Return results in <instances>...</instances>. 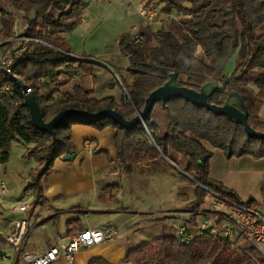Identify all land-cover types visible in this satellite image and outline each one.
<instances>
[{
	"label": "trees",
	"instance_id": "trees-1",
	"mask_svg": "<svg viewBox=\"0 0 264 264\" xmlns=\"http://www.w3.org/2000/svg\"><path fill=\"white\" fill-rule=\"evenodd\" d=\"M157 1L160 12L170 16L176 11L184 18L180 21L172 19L168 29H162L158 35L148 25H139L142 38L138 42L129 31L121 33L118 47L126 54L128 65L118 75L130 100L125 102L123 94L120 103H116L113 97H89V92L79 85L63 93L57 89L65 83L60 76L67 74L68 65L77 61L68 55L70 50L62 33L76 27L85 0H0V40L14 36L16 13L9 10L13 6L26 22L22 36H39L46 42H29L12 67V72L31 88L44 120H50L67 108L89 112L113 108L125 119H131L137 110L143 109L148 94L176 72L179 85L195 90L209 82L221 84L227 80L223 89L212 92L209 102L222 105L228 94L236 91L248 107L249 124L255 130L264 131V122L258 116L264 103V0ZM153 37L158 40V45L152 47ZM20 45L13 40L2 43L4 48L12 51ZM238 48L234 73L226 77L223 68ZM198 49L202 51L200 56ZM70 77L71 74L68 81ZM6 86L10 91L5 90ZM47 98L52 101L48 103ZM156 104L167 119L164 132L155 135L158 148L148 143L143 124L128 130L109 117L98 120L71 117L55 129L56 139H53L48 132L32 124L19 86L8 76L0 78V160L8 161L12 142L26 146L27 156L38 163L28 183L34 194L33 205H37L42 202V178L49 173L56 159L75 152L71 142L72 125L86 124L98 130L112 127L116 129L117 157L125 173H131L135 164L156 160L160 155L171 159L173 152L188 159L185 171L198 184L191 204L198 206L203 202L205 190L200 184L241 201L232 189L209 176L213 153L204 143L222 150L228 158L250 156L261 159L264 158V139L249 137L243 126L229 117L215 115L183 98ZM152 112L145 125L156 131ZM246 203L255 206L252 200ZM258 259L264 264L263 256L258 255ZM124 260L133 264H254L245 252L234 250L228 243L207 235L180 244L172 235L163 234L140 242L127 251ZM89 264L108 263L96 258Z\"/></svg>",
	"mask_w": 264,
	"mask_h": 264
},
{
	"label": "crops",
	"instance_id": "crops-1",
	"mask_svg": "<svg viewBox=\"0 0 264 264\" xmlns=\"http://www.w3.org/2000/svg\"><path fill=\"white\" fill-rule=\"evenodd\" d=\"M85 1L86 5L82 10L78 24L74 29L62 33V37L65 39L70 53L85 57L84 60L77 59V61L70 63L66 70L71 71L73 68L72 72H78L80 69L78 67L84 63L86 64L85 74L87 76L85 79H78L74 83L67 80L68 82L65 81L63 85L57 86V89L63 93L72 90L75 85H79L89 92V97L97 99L113 97L116 103H120L125 93L118 72H124L128 65L125 64V60L128 58L126 54L120 51L118 39L121 33L131 31V27L136 25L130 16L133 14L138 16L136 7L144 0ZM153 1L157 2V0ZM9 10L16 13L14 27L16 30L18 16L21 19L22 14L16 9ZM167 16V13L161 12L158 21H162ZM22 20H24L23 17ZM23 30L19 34L15 33L17 31L14 33L22 35ZM108 32L115 41L111 52L108 49L102 50L104 40H102V35H106V41L108 35L106 33ZM87 42L88 46L86 45ZM2 48L4 47L0 44V53ZM99 75H102V80L98 79ZM78 78H81L80 73ZM258 116L260 121L264 122V103L258 110ZM115 134L116 129L112 127L98 130L86 124L72 125L71 142L75 147L76 157L71 161H64L62 158L56 159L49 173L42 178V202L32 205L30 212L31 230L23 242L22 252L38 253L44 251L85 228L116 226L120 229V233L114 241L79 250L71 264H89L92 259L96 258L102 259L108 264H123L126 262L124 258L127 251L136 247L140 242L157 238L163 234H173L172 229L167 225L148 226L149 223L144 221V214L148 213L146 211H163L168 210L167 208L140 212L124 205L123 195L126 189L130 188L129 185L137 190V186L140 185L138 177L143 178V181H140L142 183L145 181L144 177L148 178L154 173L171 170V167L168 166L174 167V162L168 157L160 155L156 160L135 164L131 173H125L117 157L114 143ZM85 141L92 145L86 147ZM23 150H26L25 145L13 142L8 161L2 162L0 160V180L9 184L8 176L18 180L29 177L25 189L19 195L9 185V191L3 202L0 203V231L3 233L10 232L14 221L21 216V213L15 208L16 203L24 197L28 183L32 179V176H28L29 169L36 168L38 165V163H29L28 160L32 157L26 159L21 154V158H18L19 152ZM15 151H18L17 162L14 161ZM173 154L174 157H172L177 161L179 157L186 160L177 153ZM244 157L249 158L248 162L250 160L263 162L261 168L256 170V174L260 176V190L245 191L241 188L242 186L230 181L226 175L215 177V179L210 172L209 175L225 187L232 189L241 200L246 202L252 200L257 206L264 195V158ZM165 160L170 161L168 165ZM147 163L163 165L159 172L157 169L149 172L140 171L139 166H145ZM164 164L166 165L164 166ZM247 164H250L249 167H253L252 162ZM25 173H27L26 176ZM136 180L138 183H135ZM70 221L75 222L69 224ZM0 249L8 254L11 251L8 245L1 243ZM51 264L68 263L64 260H57Z\"/></svg>",
	"mask_w": 264,
	"mask_h": 264
},
{
	"label": "built area",
	"instance_id": "built-area-1",
	"mask_svg": "<svg viewBox=\"0 0 264 264\" xmlns=\"http://www.w3.org/2000/svg\"><path fill=\"white\" fill-rule=\"evenodd\" d=\"M136 12L141 22L146 25L157 22L161 16L160 4L153 0L140 2L136 7ZM137 27V25L131 27V30L135 32L133 35L135 42L142 38ZM11 40L18 41L21 45L14 51L7 49L0 53V78L7 76L1 69L12 72L17 57L25 52L29 42L46 43L39 36H22L14 33L12 38L3 40L0 44ZM68 55L79 60L85 59L79 54L68 53ZM13 75L17 76L14 73ZM78 75L75 72L71 73L70 80L76 82ZM19 88L23 94L32 92L28 85L25 89L20 86ZM5 90L10 91V88L6 86ZM15 100L16 98L13 99ZM129 100V95L125 91V102ZM46 101L49 103L52 99L47 98ZM144 128L148 135V143L158 148L155 132L148 129L145 124ZM84 145L88 147L92 144L85 141ZM200 185L205 190L203 202L200 205L188 204L179 208L148 212L144 214V221L169 226L173 231L172 236L180 244H188L197 237L207 235L215 240L228 243L234 250L245 252L254 264H260L258 255L264 257V195L259 205L252 207L246 201L232 200L203 184ZM8 191L7 182L0 180V203L3 202ZM31 193L32 190L27 188L24 197L16 205L15 208L21 216L14 221L11 231L8 233L0 231V243L8 245L11 249L9 254L0 249V264H51L57 260H64L71 264L79 250L114 241L120 233V229L116 226L85 228L44 251L22 252L23 242L31 230L30 212L33 205L32 202L23 201V199L29 197Z\"/></svg>",
	"mask_w": 264,
	"mask_h": 264
},
{
	"label": "rangeland",
	"instance_id": "rangeland-1",
	"mask_svg": "<svg viewBox=\"0 0 264 264\" xmlns=\"http://www.w3.org/2000/svg\"><path fill=\"white\" fill-rule=\"evenodd\" d=\"M11 6V5H10ZM10 9L14 10V7L12 6ZM138 17V16H137ZM135 14L130 16V19L133 20L132 22L134 24H136L137 26L142 25L143 23L141 22V19L138 17L137 18ZM182 18H184V15L182 13L173 11L171 13L170 16H167L166 18H164L162 21H157L155 23L152 24H148L150 30L155 34L158 35L159 32L163 29H168V25L171 22L172 19L176 20V21H180ZM17 19V28L15 31V33L19 34L21 33V31L24 29L26 22L24 20ZM138 30V27H137ZM102 31L104 32V30L102 29ZM132 35H134V31H129ZM107 35V39L105 41L106 35H102V50H106L108 49L110 52L114 47V38L112 37V35L110 34V32L106 33ZM17 44V43H16ZM86 45L88 46V42L86 43ZM150 45L153 46H157L158 45V40L156 39V37H153L150 41ZM117 47V45H116ZM5 50H7V48H2V52L3 53ZM202 53L201 49L197 50V54L200 56ZM125 64H128V59L125 60ZM88 65V64H87ZM85 67L86 64H82L80 67V69H78L81 78L78 79H85V77L87 76L85 74ZM76 69V67H74ZM73 68L71 69V71H67V74L60 76V80L61 81H67L68 80V73L72 72ZM75 71V73H78ZM121 72V71H120ZM74 73V72H72ZM78 73V74H79ZM79 77V75H78ZM98 79H103L102 75L98 76ZM71 81V80H70ZM68 82V81H67ZM72 82V81H71ZM74 83V82H72ZM70 84V83H69ZM250 87L252 88L253 91H255V88L250 85ZM124 93L126 91L125 87L123 89ZM152 122H154L157 126V130H153L155 131V134L158 133H163L164 130L166 129V124H167V119L165 117V114L162 110V108L160 107L159 104H156L153 108V112H152ZM149 129V128H148ZM13 144V142H12ZM204 145L210 149V151H212L213 155L210 158L209 161V172L211 173V175L214 177H218L221 175H226L228 177V179L230 181H232L233 183L235 182L237 185L242 186L241 188H243L245 191H258L260 190V176L259 174H256V170H259V168H261L262 165V161L258 162V161H253L250 160V162L253 163V167H249L250 163L247 160L249 158L247 157H230L228 158L225 153L217 148H213L210 145H208L207 143H204ZM20 154H18V151H15L14 153V161L17 162V154H18V158H21V154L23 156V158L27 159V154H26V150H23L21 152H19ZM171 156L174 157L173 152L170 153ZM25 156V157H24ZM173 157L171 158V161L174 162L171 163L174 165V167L172 165L168 166L171 167V170H167L166 172H160V173H154V175L149 176L148 178L144 177V182H140L143 181V178L138 177V181H139V187L137 186V190L133 189L130 185L128 189H126V191L124 192L123 195V202L124 205H128L129 207L135 209V210H139L140 212H142L143 210H155L158 208H167V209H172V208H179V207H183L188 205L189 203L191 204V202L195 199V188L198 185L196 183V181L192 178L191 175H189L186 171H185V167L188 164V159L183 160L181 157H179L178 161L175 160ZM178 157V156H177ZM32 158H30L28 161L29 163L33 164H37V161ZM177 159V158H176ZM20 162V160L18 161V163ZM167 165L170 161H166ZM161 165H156L154 163H147L145 166H139L140 171H153L156 170L159 172ZM166 164H164L165 166ZM35 168H30L29 170V175L28 176H32L33 172H34ZM139 171V172H140ZM27 175V173H25V176ZM210 176V175H209ZM24 178V177H23ZM31 178V177H30ZM27 179H29V177H27ZM27 179L24 178V180H18L16 178L13 177H9L8 176V186L10 185L11 188H14V192L19 195V193L23 192V189H25L26 184H27ZM138 181L136 180L135 183H138ZM129 184V183H128ZM134 185V184H133ZM134 187V186H133ZM24 200H28L30 202L33 203L34 201V194L31 193L29 195V197H26L23 199ZM19 202L16 203V205ZM138 211V212H139ZM146 212H150V211H146ZM148 226H154L156 225L157 227L160 226L161 224H147Z\"/></svg>",
	"mask_w": 264,
	"mask_h": 264
},
{
	"label": "water",
	"instance_id": "water-1",
	"mask_svg": "<svg viewBox=\"0 0 264 264\" xmlns=\"http://www.w3.org/2000/svg\"><path fill=\"white\" fill-rule=\"evenodd\" d=\"M238 52L239 48L235 51L231 59L225 64L223 68V74L226 77H230L234 73ZM1 71L7 74L8 77L12 78L13 81H15L21 88H26L24 81L13 75L12 72H9L5 69H1ZM176 78L177 73L174 72L171 74L169 80H167L163 85L152 90L145 99L143 109L141 111L137 110L135 116L131 119H125L116 109L113 108H104L96 112H89L87 110L78 108H67L58 112L50 120L45 121L40 111V107L32 92L23 94V100L28 106L30 120L34 127L48 132L53 137V139H56L55 129L71 117L85 120H98L109 117L121 127L132 130L139 124H145L147 117L152 112L154 105L157 102L165 103L175 98H183L197 107H204L210 110L215 115H225L232 119L235 123L242 125L245 133L249 137L264 139V131L255 130L249 124L248 107L244 98L239 93L236 91H231L222 105L209 102L208 98L212 92L216 89H223L227 80L222 81L221 84L209 82L203 85L199 90H195L187 86L179 85ZM75 157L76 153L74 152L72 154L63 156L62 160L71 161ZM123 264L133 263L127 261Z\"/></svg>",
	"mask_w": 264,
	"mask_h": 264
}]
</instances>
